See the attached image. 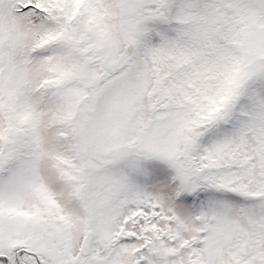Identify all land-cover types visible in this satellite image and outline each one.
I'll list each match as a JSON object with an SVG mask.
<instances>
[{"label":"snow or ice","instance_id":"obj_1","mask_svg":"<svg viewBox=\"0 0 264 264\" xmlns=\"http://www.w3.org/2000/svg\"><path fill=\"white\" fill-rule=\"evenodd\" d=\"M0 264H264V0H0Z\"/></svg>","mask_w":264,"mask_h":264}]
</instances>
